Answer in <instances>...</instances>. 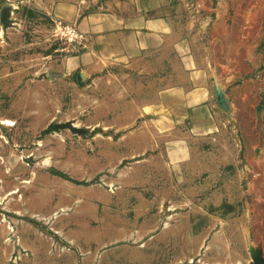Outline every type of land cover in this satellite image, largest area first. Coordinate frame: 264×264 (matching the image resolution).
<instances>
[{
    "label": "rangeland",
    "instance_id": "374dc122",
    "mask_svg": "<svg viewBox=\"0 0 264 264\" xmlns=\"http://www.w3.org/2000/svg\"><path fill=\"white\" fill-rule=\"evenodd\" d=\"M186 1L190 59L100 71L95 6L0 0V264H264V0Z\"/></svg>",
    "mask_w": 264,
    "mask_h": 264
},
{
    "label": "crops",
    "instance_id": "0c3cea01",
    "mask_svg": "<svg viewBox=\"0 0 264 264\" xmlns=\"http://www.w3.org/2000/svg\"><path fill=\"white\" fill-rule=\"evenodd\" d=\"M186 3V0H84L83 4L95 6L96 10L77 18L69 17L87 39L78 60L104 71L110 65L148 66L190 59L196 36L185 29L189 30L192 23L182 29L178 26ZM207 72L198 65L192 67L188 82H192L194 89L177 95L178 102L194 121L207 119L204 105L208 96L201 88ZM161 96L170 100L169 93Z\"/></svg>",
    "mask_w": 264,
    "mask_h": 264
},
{
    "label": "water",
    "instance_id": "95a60500",
    "mask_svg": "<svg viewBox=\"0 0 264 264\" xmlns=\"http://www.w3.org/2000/svg\"><path fill=\"white\" fill-rule=\"evenodd\" d=\"M6 11L3 12L1 18L3 21L7 20L6 18ZM80 80L82 81L83 80V75H80ZM217 102L218 104H220L221 106L223 105L224 103V100H223V96L218 93L217 94ZM53 127L57 130H64V129H69L71 132L73 133H81L80 130L76 129L75 127H73V125L70 123V122H66V123H57V124H54Z\"/></svg>",
    "mask_w": 264,
    "mask_h": 264
},
{
    "label": "built area",
    "instance_id": "2783aa9c",
    "mask_svg": "<svg viewBox=\"0 0 264 264\" xmlns=\"http://www.w3.org/2000/svg\"><path fill=\"white\" fill-rule=\"evenodd\" d=\"M63 35H65V37L69 41H73L74 39H77V38H82V35L76 29L69 28V27L64 28Z\"/></svg>",
    "mask_w": 264,
    "mask_h": 264
},
{
    "label": "bare ground",
    "instance_id": "6f19581e",
    "mask_svg": "<svg viewBox=\"0 0 264 264\" xmlns=\"http://www.w3.org/2000/svg\"><path fill=\"white\" fill-rule=\"evenodd\" d=\"M0 34H1V33H0ZM1 124L4 125V126H6V127H11V126L14 125L13 122L8 121V120H7V121H2Z\"/></svg>",
    "mask_w": 264,
    "mask_h": 264
},
{
    "label": "trees",
    "instance_id": "16d2710c",
    "mask_svg": "<svg viewBox=\"0 0 264 264\" xmlns=\"http://www.w3.org/2000/svg\"><path fill=\"white\" fill-rule=\"evenodd\" d=\"M51 130H52V126H50L47 130H45V131H44V134L49 133V131H51Z\"/></svg>",
    "mask_w": 264,
    "mask_h": 264
}]
</instances>
